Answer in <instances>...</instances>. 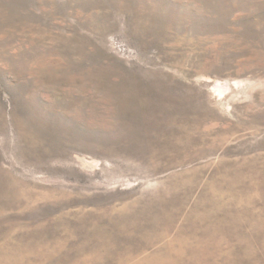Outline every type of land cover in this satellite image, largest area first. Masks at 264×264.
<instances>
[{"label":"rangeland","instance_id":"1","mask_svg":"<svg viewBox=\"0 0 264 264\" xmlns=\"http://www.w3.org/2000/svg\"><path fill=\"white\" fill-rule=\"evenodd\" d=\"M0 264H264V0H0Z\"/></svg>","mask_w":264,"mask_h":264}]
</instances>
